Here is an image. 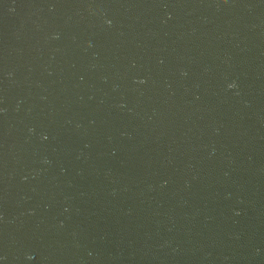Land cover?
Segmentation results:
<instances>
[{"label":"water","instance_id":"1","mask_svg":"<svg viewBox=\"0 0 264 264\" xmlns=\"http://www.w3.org/2000/svg\"><path fill=\"white\" fill-rule=\"evenodd\" d=\"M0 264H264V0H0Z\"/></svg>","mask_w":264,"mask_h":264},{"label":"clouds","instance_id":"2","mask_svg":"<svg viewBox=\"0 0 264 264\" xmlns=\"http://www.w3.org/2000/svg\"><path fill=\"white\" fill-rule=\"evenodd\" d=\"M230 87H235V84H233V85H230Z\"/></svg>","mask_w":264,"mask_h":264}]
</instances>
